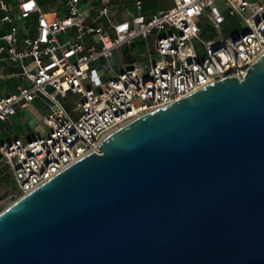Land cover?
<instances>
[{"label": "water", "instance_id": "1", "mask_svg": "<svg viewBox=\"0 0 264 264\" xmlns=\"http://www.w3.org/2000/svg\"><path fill=\"white\" fill-rule=\"evenodd\" d=\"M97 148L0 212V264H264V55Z\"/></svg>", "mask_w": 264, "mask_h": 264}, {"label": "built area", "instance_id": "2", "mask_svg": "<svg viewBox=\"0 0 264 264\" xmlns=\"http://www.w3.org/2000/svg\"><path fill=\"white\" fill-rule=\"evenodd\" d=\"M111 1L90 15L82 0H67L66 13L49 18L34 0H0V124H29L22 113L38 101L48 129L28 140L0 135V183H14L6 190L11 202L98 153L120 127L220 80L243 78L264 55V0H221L222 7L218 0H173L171 9L153 13L144 0H127L136 14L119 21ZM206 10L218 31L227 17L244 28L205 42L198 23ZM137 41L155 54L149 66L113 71V52Z\"/></svg>", "mask_w": 264, "mask_h": 264}, {"label": "rangeland", "instance_id": "3", "mask_svg": "<svg viewBox=\"0 0 264 264\" xmlns=\"http://www.w3.org/2000/svg\"><path fill=\"white\" fill-rule=\"evenodd\" d=\"M44 11H50L53 12L54 10H57L59 5L63 7L66 3V0H34ZM131 3V2H130ZM129 3V4H130ZM173 3L168 2L167 5H164V8L172 7ZM217 5L219 7H222L221 0L217 1ZM127 6V5H126ZM128 7V6H127ZM162 6L159 8H163ZM122 11V7L120 8ZM63 8H59V12L62 11ZM65 10V9H64ZM207 13L208 10L205 11V15L200 18L199 20V27L202 29V33L200 35V38L203 41H208L211 39H215L216 37H228L232 33V29L234 27H241L243 29V23L238 18H231L227 17L226 23L222 26L221 31H218L213 28L210 21L207 19ZM35 17H32V22H34ZM30 21V20H29ZM29 21H27L24 26H30ZM154 53H149L147 46L145 43L141 41L135 42V44L125 46L119 49H116L112 54L111 59V66L113 67V71L116 73H120L124 70V68L131 66L133 64H138L142 66H149V57L154 56ZM99 66L108 68L109 64H100ZM68 109L71 110L72 107L67 105ZM44 114L43 112V104L36 101L34 103V108L26 110L22 113L23 118L30 120L31 117L34 118V122L31 124L34 127V131L37 134H44L46 131H48L47 127L41 123V116ZM7 128L0 126V135L7 134ZM6 181L4 183H0V212H2L4 209H6L9 205H11L13 202L10 201L8 197V193L6 192L7 188L13 189L14 183L11 182L10 178H5Z\"/></svg>", "mask_w": 264, "mask_h": 264}, {"label": "crops", "instance_id": "4", "mask_svg": "<svg viewBox=\"0 0 264 264\" xmlns=\"http://www.w3.org/2000/svg\"><path fill=\"white\" fill-rule=\"evenodd\" d=\"M144 1H145L147 13H153V12H157L160 10L171 9L174 6L173 0H144ZM168 2L173 3L172 7L164 8L163 6L167 5ZM102 3H103V0H82V8L85 12L89 13L90 15H94L93 8L101 5ZM129 3L130 2L127 0H112L111 1V12L116 21L132 18L136 14L135 9L133 8V4L132 3L129 4ZM161 6L163 8H159ZM121 7H122V11L119 12V10H121L120 9ZM59 8H63V10L59 12ZM43 12L47 14L49 18H53L55 16H62L66 13V3L63 7L59 5L57 10H54L53 12L45 11V10ZM33 122H34V118L32 117L29 120V124L22 123L21 120L18 118H12L8 122L0 124V126H3L7 128L8 130L7 134L5 135L2 134V137L4 139L21 138L23 140H28L31 137V132L35 133L34 127L31 125Z\"/></svg>", "mask_w": 264, "mask_h": 264}]
</instances>
